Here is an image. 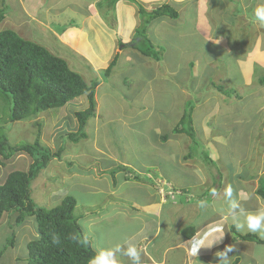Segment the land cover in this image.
<instances>
[{
  "label": "rangeland",
  "instance_id": "rangeland-1",
  "mask_svg": "<svg viewBox=\"0 0 264 264\" xmlns=\"http://www.w3.org/2000/svg\"><path fill=\"white\" fill-rule=\"evenodd\" d=\"M102 1L0 0V9H3L6 14L0 24V30L15 31L22 38L42 45L57 56V53L59 55L60 51H63V47L54 33L62 34L68 28H78L79 25L86 24L87 20L83 16H87L90 11L96 10L101 15L107 12L106 4L100 8H94V4ZM174 3L178 5V7L176 6L178 10L184 9L183 12H181L182 10L181 13L178 12L180 19L177 21L170 19L174 24L167 29L162 25L157 26L156 33L158 34L159 31L168 33L170 28L172 30L176 28L193 44L189 45L190 43L185 38L179 37L177 34L174 39L175 46L178 44L185 47L188 51L183 54L196 58L187 62V58L179 61L172 55L167 57L176 71L175 76L168 77L167 80L171 81L178 77V79L186 81L185 88L188 97H185V100L181 97L171 101L172 96L167 91L154 92L147 102L158 106L175 105V108L184 103L180 106L182 113L183 111L185 113L188 108L187 104L191 105L190 119L195 139L187 143L189 148L184 152L188 151L194 160L206 155L213 160V163L209 165V171L202 170V172L216 186L221 183L222 188H225L213 201L217 206V212H220L227 209L225 197L226 189L229 186H231L233 197L236 199L242 196V200H244L248 195L247 183L243 182L244 179L238 180L234 176L235 171H241V178L254 175V182L251 183L254 186V193L259 188L258 184H255L257 178L260 174L264 178V69L258 66L260 61L264 63V26L253 19V11L261 3V0H244L245 5H241L235 0H177ZM198 7L201 9L197 10ZM200 17H203L206 31H198L200 23L197 22V18ZM143 18L145 17L140 19ZM107 21L109 22V16ZM157 21L156 19L153 21L155 25ZM46 27L51 30L49 33L51 36L46 33ZM205 32L211 40L216 38V42H210L205 38L207 41L203 40L202 37H206ZM145 35L149 40L147 33ZM61 39L66 40V37H61ZM143 43L147 42L143 41ZM150 44L152 46L157 44L156 48L153 47L160 54L162 48L167 47L173 52L176 51L170 41L160 37ZM223 44L226 46H222ZM192 48L194 49L192 50ZM63 53L66 54V51ZM148 60L150 61V59ZM247 60L250 61L256 80L251 86L242 87L240 75L248 73V69L244 65ZM179 62L181 64L178 68ZM69 63L72 70L77 69L73 66L71 59H69ZM188 63H191V66H188ZM182 64H185L188 69L191 67L190 72L185 73L186 68ZM77 70L89 83L88 66L81 62ZM182 73L185 74L181 75ZM189 74L192 77H184ZM227 78L230 83L227 82ZM93 79L94 77L91 75L90 81ZM243 79L245 80V77ZM213 86H216V90L220 87L223 91H236L241 99L230 92L222 95ZM244 91L248 96L246 99L243 98ZM111 99V97L106 98L107 101ZM106 100L100 97L102 104H106ZM125 102L137 109L135 105L138 103L130 100H125ZM6 105L9 104L0 100V125L4 127L3 131L10 145L14 146L21 142L33 143L38 139L40 144L52 152L62 148L60 159H52L32 181L30 186L32 202L42 208H53L59 205L65 197H72L77 205L74 211L75 216L79 218V224L87 237H89V220L87 218L90 215L87 216L86 211L89 205L94 207L92 214L96 215L94 221H96L97 227L103 223L110 224L112 219L118 217V210L110 211L111 207L108 205L105 207L102 204L106 197L108 183L111 181V172L117 171L116 162L127 165L130 162L134 167L132 169L134 175L143 180L145 177L139 174V169L146 161L152 143L137 133L134 125L125 127L127 125H124L123 121L116 122L117 126H111L114 133L110 126L104 130L99 127L98 130L92 132L93 118L88 119L84 128L86 137L79 139L76 143L71 142L67 134L78 131L74 112L86 108L85 96L75 98L62 108L49 110L14 123L5 121L7 112L6 116L4 113L6 110L8 111ZM110 107L111 105H102L107 116L113 115L114 109ZM147 114L148 112L144 113V115ZM144 120L149 123L155 121V114L152 113ZM165 121L166 118L163 123ZM117 129L120 132H117ZM211 149L214 150V153ZM210 152H212L213 158ZM161 161L170 171L171 159L163 157ZM202 161L201 163H206ZM30 164L31 159L27 154L21 153L12 156L6 161L5 166H0V183L4 181L9 172L26 171ZM182 171L181 168L177 169L178 179L179 173ZM116 175V180L121 181V173ZM262 177L259 179L261 183L264 182ZM260 182L259 184H261ZM133 183L123 185L125 186L123 189L125 195L132 190L138 192L134 187L138 184L135 183L134 186H131ZM215 189L217 187H214V190L205 191L202 200L206 205H211ZM192 191L190 190L191 193ZM180 192L178 188L174 187L172 194L176 196ZM191 199V204H194L193 201H198L199 197H192L191 194ZM248 199L250 200V197ZM241 206L244 209L247 207L253 209L252 204L248 201L241 203ZM246 212L252 211L247 210ZM14 217L15 214L11 216L4 214L0 221V264H27L29 257L26 244L37 236L35 232L37 225L33 218H26L22 224L15 226ZM8 223L14 225L11 230L7 228ZM229 223L227 222V224ZM236 232L240 236L247 234L237 230ZM250 234H255L264 240L259 234ZM236 246L240 247L238 243ZM253 246L254 261L250 259L251 248L246 244H242V248H236L237 251L239 250L236 257L238 264H245L244 259H248L249 264H264V246L256 243Z\"/></svg>",
  "mask_w": 264,
  "mask_h": 264
},
{
  "label": "crops",
  "instance_id": "crops-1",
  "mask_svg": "<svg viewBox=\"0 0 264 264\" xmlns=\"http://www.w3.org/2000/svg\"><path fill=\"white\" fill-rule=\"evenodd\" d=\"M139 1L143 3L147 11H151L162 4H168L174 9L176 8L177 13H181L184 10H178V5L174 3L177 0ZM235 1L245 5L244 0ZM200 9L199 7L197 8V10ZM179 13L176 19L171 20H179ZM137 14L138 11L134 4L127 0H119L110 13L112 17L109 18V22H104L99 13L93 10L87 14L88 17L83 16L87 20L86 24L79 25L78 28H68L62 34L54 33L55 37L59 38L63 51H66V54L60 51L57 56L66 60L70 67L69 59H71L73 66L77 69L79 64L84 62L89 68V83L86 82L88 84L97 83L94 92L95 112L93 117H91L94 119V123H91V131L95 132L99 127L104 130L107 126H110L111 131L114 133V129L111 126H117L116 122L123 121L124 125H127L125 127L134 125L135 131L152 143L147 153L146 161L139 169V174L145 177L143 180L134 175L132 172L134 167L130 162L128 165L116 162L117 166L115 168L117 171L113 170L111 172V181L108 183V190L105 192L106 197L103 199L102 204L105 207H107L106 205L111 207L109 208L110 211L118 210V217L112 219L110 224L103 223L100 227H97L96 221H94L96 215L92 214L94 207L89 205L86 211L87 216L90 215L87 218L89 220V237L87 238L91 241L92 247L96 252L100 248H108L116 243L123 244L125 240H128L141 250L140 264H219V259L215 254L230 245L234 247V251L229 253L232 264L238 259L236 257L239 250L237 251L236 248H242V244H246L247 247L251 248L252 256L250 259L254 261L253 244L255 243L238 240V233L235 227L231 223L227 224L222 219L227 209L220 212L216 210L217 206L213 201L217 199L216 196L219 193L221 194L225 188H222L221 183L216 186L208 177L204 176L202 170L208 172L210 168L209 165L202 161L203 157L194 160L188 151L184 152L189 148L187 143L193 141V139L185 133L174 132L184 115V111L182 113V108L180 107L184 103L175 108V105L158 106L147 102L154 92L164 91H167L172 96L171 101L181 97L185 100V97H188L185 88L187 85L186 81L178 79V77L173 78L171 81L167 80L168 77H174L176 73L174 66L167 60V57L172 55L179 61L187 58V62L196 57L192 55L188 57V55L183 54L188 51L185 47L178 44L175 46L174 39L177 34H179V37L185 38L179 29L175 28L172 30L170 28L168 33H163L162 31H159L158 34L156 33L157 26L162 25L163 28L167 29L174 24L167 17L156 19V21L158 20L156 25L153 22L154 20L151 21L146 28V33L150 42L158 40V37L170 41L175 46L176 53L168 47L162 48V50L160 49L161 60L155 61L144 56L130 45L119 49V43L128 44L134 39L135 29L139 25V15ZM197 22L200 23L198 31H206L203 17L197 18ZM45 31L50 35V29L46 27ZM204 35L206 37H202L203 40L207 39L210 42H216V38L211 40L206 32ZM64 36L66 40L61 39ZM185 39L190 43L189 45H193L189 39ZM155 45L153 46L155 47ZM222 46L225 47L226 45L223 44ZM115 54H118L117 61L109 75L104 77L102 73L108 67ZM250 61L248 62L247 60L244 63L248 73L240 75L242 87H249L256 80ZM180 64L179 62L178 68ZM182 65L186 68L185 73L187 71L190 72L191 67L188 69L185 64ZM188 66H191V63H188ZM258 66L264 69L262 61H260ZM77 69H74V71L80 73ZM160 70L161 73H159ZM80 75L83 77L82 74ZM91 75H93L94 79L90 81ZM184 77L188 78L192 77V75L189 74V76ZM243 77H245V80ZM227 79V82L230 83L229 78ZM213 87L216 90V86ZM237 88L239 87L237 86ZM223 92L224 94L219 93L225 95L230 92L241 99L236 91ZM100 97L105 100L110 97L112 99L106 100V104H102ZM247 97L244 91L243 98L246 99ZM125 100L138 103L135 105L137 109L133 108V105H127L128 103ZM102 105H111L114 109L112 111L113 115L107 116V112L103 111ZM146 112L148 114L144 115ZM152 113L155 114V121L151 123L145 121L144 119ZM164 118H166V121L163 123ZM117 132H120V130L117 129ZM211 151L214 153L213 149ZM212 152L210 153L213 158ZM163 157L171 159L170 171L166 169L168 168L167 166L162 164L161 158ZM179 168L183 171L179 173L178 179L176 173ZM120 173L121 181H117L116 174ZM234 176L238 180L244 179L243 182L247 183V188H249L248 195H246L244 200H242V196L238 198L240 204L246 201L250 202L253 209H248V207L245 209L252 212L264 209V200L254 193V186L251 185L254 182V175L241 178L242 174L239 170L234 172ZM261 177L260 174L257 182H255L258 187ZM130 182H134L131 186H134L135 183L138 184L134 186L138 192L132 190L125 195L123 193L125 186L123 185ZM174 187L181 191L180 194L177 193L176 196H173V194L167 193H173ZM214 187H217V189H215L216 191L211 199V205L200 207L199 203L203 201L202 197L205 191L214 190ZM190 190H193L192 193ZM191 194L192 197H199L198 201H193L194 204H191ZM249 197L250 200L248 199ZM220 208L223 209L222 207ZM242 208L244 209V207ZM215 227L223 228V238L221 239L220 233H215L209 237L205 248H201L196 257L189 256L186 249L190 247L193 235L199 234L202 236ZM189 229H192L193 234L184 236L183 232H187ZM241 242L242 244H240ZM237 243L240 247L236 246ZM119 259L121 264H132L131 260L126 256H120ZM244 261L245 264L250 263L248 259H244Z\"/></svg>",
  "mask_w": 264,
  "mask_h": 264
},
{
  "label": "trees",
  "instance_id": "trees-1",
  "mask_svg": "<svg viewBox=\"0 0 264 264\" xmlns=\"http://www.w3.org/2000/svg\"><path fill=\"white\" fill-rule=\"evenodd\" d=\"M118 1L103 0L95 4L96 9L106 4L107 12L99 14L104 22H108V16L112 17L110 13ZM127 1L137 7L140 18H145H139L140 22L135 29V37L132 42L119 43V49L130 45L144 56L160 61V52L154 50L146 38V26L161 17L176 19L177 11L168 4H162L147 11L137 0ZM5 17V11L0 9V24ZM143 41L147 43L144 44ZM117 57L118 54L113 56L108 67L102 73L104 77L109 75ZM96 84L95 82L88 84L79 73L71 69L66 60L55 56L42 45L22 38L15 31L0 30V100L9 104L6 105L8 111L6 110L4 113L6 116L7 112L5 120L7 123L27 120L31 116L62 108L75 98L85 96L86 108L74 112L78 131L67 134L71 142L76 143L79 139L86 137L84 128L88 119L94 115ZM217 91L224 94L221 88H218ZM187 106L188 108L174 132L185 133L194 140L190 119L192 107L188 104ZM3 128L0 125V166H5L6 161L12 156L21 153L30 157L31 164L26 171L9 172L4 181L0 183V221L4 214L9 216L15 214V226L22 224L26 218L34 219L37 225L35 230L37 236L26 244L29 257L27 264H88L96 251L79 224V218L75 216V200L67 196L53 208H42L35 205L30 199L32 181L52 159H60L62 148L52 152L40 144L38 139L33 143L21 142L12 146L8 143ZM202 159L207 165L213 163L207 155ZM262 179L264 180L263 177ZM255 194L264 200V182L259 184ZM14 225L8 223L7 228L11 230ZM192 234V229L183 232L184 236ZM237 238L240 241L264 246V240L255 234L247 233L243 236L237 234ZM232 264H238V259Z\"/></svg>",
  "mask_w": 264,
  "mask_h": 264
},
{
  "label": "clouds",
  "instance_id": "clouds-1",
  "mask_svg": "<svg viewBox=\"0 0 264 264\" xmlns=\"http://www.w3.org/2000/svg\"><path fill=\"white\" fill-rule=\"evenodd\" d=\"M253 19L261 26H264V0H261V3L254 9ZM226 199L227 210L223 214V221L230 222L238 232L256 233L264 239V209L256 212H246L242 208L239 200L233 197L231 186L226 189ZM199 206L203 208L206 206V203L200 201ZM215 233H220L222 239L224 230L222 227H215L202 236L199 234L193 235L190 241V247L186 249L188 255L196 257L198 251L201 248H205L209 237ZM233 251L234 247L230 245L226 246L223 251L217 252L215 255L219 259V264H231L229 253ZM120 256L128 257L132 264H140L141 250L135 244L125 240L123 244L116 243L111 247L98 249L88 264H121Z\"/></svg>",
  "mask_w": 264,
  "mask_h": 264
},
{
  "label": "built area",
  "instance_id": "built-area-1",
  "mask_svg": "<svg viewBox=\"0 0 264 264\" xmlns=\"http://www.w3.org/2000/svg\"><path fill=\"white\" fill-rule=\"evenodd\" d=\"M168 194H172V193H170V192H167Z\"/></svg>",
  "mask_w": 264,
  "mask_h": 264
}]
</instances>
